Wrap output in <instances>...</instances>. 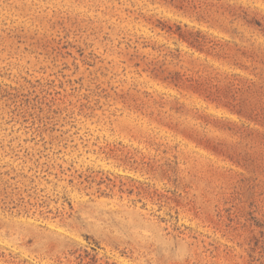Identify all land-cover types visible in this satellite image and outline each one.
Instances as JSON below:
<instances>
[{
	"label": "rangeland",
	"instance_id": "374dc122",
	"mask_svg": "<svg viewBox=\"0 0 264 264\" xmlns=\"http://www.w3.org/2000/svg\"><path fill=\"white\" fill-rule=\"evenodd\" d=\"M0 264H264V0H0Z\"/></svg>",
	"mask_w": 264,
	"mask_h": 264
}]
</instances>
